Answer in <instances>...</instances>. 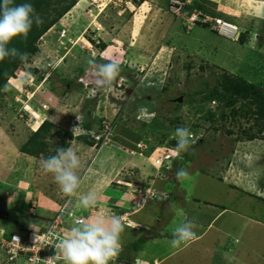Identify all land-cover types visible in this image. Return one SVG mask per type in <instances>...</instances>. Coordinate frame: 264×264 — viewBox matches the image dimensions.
Returning a JSON list of instances; mask_svg holds the SVG:
<instances>
[{
	"label": "rangeland",
	"instance_id": "rangeland-1",
	"mask_svg": "<svg viewBox=\"0 0 264 264\" xmlns=\"http://www.w3.org/2000/svg\"><path fill=\"white\" fill-rule=\"evenodd\" d=\"M70 2L0 94V194L9 203L0 232H33L30 224L43 228L62 210L69 229L76 219L115 214L126 225L122 264H264V133L254 140L243 133L258 130L256 106L246 113L244 102L229 108L207 97L225 95L222 79L231 75L259 86L264 98V0H205L213 16L242 27L229 39L198 25L187 29L171 0ZM93 56L120 63L110 89L90 82L85 69ZM44 120L76 137L70 147L81 161V183L71 197L43 172V157L21 151ZM86 123L91 134L106 135L102 146L79 139ZM178 127L193 139L187 162L173 167L163 156ZM125 131L141 139L133 143ZM152 146L164 152L161 164L152 163L159 156ZM180 168L189 178L177 179ZM92 174L105 181L82 185ZM106 188L119 190L121 200L112 191L100 199ZM89 191L98 203L84 210L79 197ZM185 220L197 224L196 240L173 248L172 230Z\"/></svg>",
	"mask_w": 264,
	"mask_h": 264
},
{
	"label": "clouds",
	"instance_id": "clouds-1",
	"mask_svg": "<svg viewBox=\"0 0 264 264\" xmlns=\"http://www.w3.org/2000/svg\"><path fill=\"white\" fill-rule=\"evenodd\" d=\"M187 9L189 10V6ZM34 23L39 26L44 21L35 13L31 3L16 4L14 0H0V61L11 57L13 59L19 58L22 63L28 62L27 53L20 52L14 47L9 48L8 45L15 37L23 36L26 38ZM230 24L234 25L233 23ZM201 27L215 31L209 26ZM219 34L226 38L229 37L225 34ZM87 65L86 74L90 82L99 90L110 89L121 70L120 63L115 59L97 62L93 56L87 60ZM23 82L27 83V80ZM3 90L9 91V84H5ZM105 138L106 135L104 134H96L95 137L97 141L103 139V144ZM174 138L177 141L176 146L166 148L168 151L172 150L171 154L168 153L169 157L164 159L166 164L174 161V165L178 161L177 159L183 156L182 152L188 151L193 133L187 127H178L175 130ZM153 152L155 154L159 152V156H155L152 162L156 163L157 158H161L163 155V151L161 148H155ZM80 166V158L71 147H57L55 155L41 161L43 172L52 174L59 190L69 197L75 195L80 186L81 178L78 174ZM162 168L163 165L160 169ZM189 175V172L184 168H180L176 173L178 180L187 179ZM97 203L98 195L95 191H89L79 197V206L84 210L96 207ZM125 226L124 218L115 214H98L78 220L68 234L58 238V242L54 244L55 256L46 260H41L37 256L35 258L36 264H41V262L42 264H54L56 260H62L63 264H110V262L122 264L123 260L119 259V254L122 251L121 234ZM30 227L36 229L34 224H30ZM196 227L197 224L193 220H185L178 224L172 230L171 247L177 248L189 241H194L196 238L194 229ZM35 239H39L38 235Z\"/></svg>",
	"mask_w": 264,
	"mask_h": 264
},
{
	"label": "trees",
	"instance_id": "trees-1",
	"mask_svg": "<svg viewBox=\"0 0 264 264\" xmlns=\"http://www.w3.org/2000/svg\"><path fill=\"white\" fill-rule=\"evenodd\" d=\"M16 4L20 3H31L35 9V13L38 14L44 21L43 24L37 26L35 23L33 24L30 32L27 37L18 36L15 37L10 44L9 48H17L20 52H24L28 54V61L31 60L32 55L38 53V50L35 46L38 38L47 32L52 25L62 17L67 11L70 10L72 3L70 0H14ZM205 0H192V3L189 6L190 11L201 10L207 14L217 15L216 11L208 8L206 6ZM260 46L263 43H259ZM25 63H22L19 58H5L3 61H0V94L3 91L5 84H8V81L11 78H15L16 72L22 67ZM224 82L226 94L219 95V92L211 91L208 94V98L218 99V101L223 102V105H226L229 108H234L237 103L244 102L249 105V109L246 111H253L252 106H256V110H254L253 114L257 115L258 122L256 126H258V130L255 134H249L248 132H243L248 140H254L260 137L264 133V98L260 95L262 94V89L256 84H249L245 81V79L240 76L232 77L231 75L224 76L222 79ZM240 111L244 112V108ZM239 112V111H237ZM211 115L213 113L211 112ZM85 130L87 133L84 137L79 139L83 140L84 143L90 147L100 146L103 143V139L97 141L95 139L96 134H91L92 125L90 123L84 124ZM125 133L137 143L141 139L140 136L133 135L131 132ZM75 136L73 132L64 130L52 122L46 120L44 121L40 127L32 133L29 137L28 141L22 146L21 151L29 155L31 157H43L46 159L49 156L55 155V149L57 147L67 148L71 146V143L75 140ZM122 138H116L115 140H119L120 143L126 144L129 146V142L121 140ZM131 140V141H132ZM119 143V142H117ZM176 139L171 141L169 144L172 147L176 146ZM136 144H130L131 147H134ZM154 146L151 147L149 151H152ZM153 148V149H152ZM183 156L179 157L175 162L177 164L179 160L181 162H187L186 158H189L191 155L190 150L186 152H182ZM174 164V165H175ZM173 165V167H174ZM123 214V212H121ZM28 231V227H25L18 231H8L3 234L5 237L10 238L13 233H21L22 235H26ZM0 235L2 233L0 232ZM122 260V259H120Z\"/></svg>",
	"mask_w": 264,
	"mask_h": 264
},
{
	"label": "built area",
	"instance_id": "built-area-1",
	"mask_svg": "<svg viewBox=\"0 0 264 264\" xmlns=\"http://www.w3.org/2000/svg\"><path fill=\"white\" fill-rule=\"evenodd\" d=\"M189 3V0H171L170 2V9L175 10L176 17L187 29L200 25L209 26L227 36H230L234 32L233 25L220 18H215L211 14H207L201 10L189 11L187 9ZM104 124L106 123L104 122ZM105 128H108L110 131L112 127L105 126ZM167 157H169L168 154L164 155V158ZM156 163L161 164L162 159L157 158ZM65 214L66 212L62 210L60 214L50 219L43 228L34 229L33 232L28 230L26 235L16 232L10 238H7L2 234L4 238L2 239L0 248V264H36L35 258L37 256L41 260L54 257V244L58 242V238L66 236L70 231ZM78 220L82 219L73 221L76 223ZM37 235L39 237L38 240L35 239ZM54 264H63V261L56 260Z\"/></svg>",
	"mask_w": 264,
	"mask_h": 264
},
{
	"label": "crops",
	"instance_id": "crops-1",
	"mask_svg": "<svg viewBox=\"0 0 264 264\" xmlns=\"http://www.w3.org/2000/svg\"><path fill=\"white\" fill-rule=\"evenodd\" d=\"M240 28V30H242V27L241 26H239V25H233V30L234 31H237V30H239V28ZM105 178L106 177H102V178H98L97 177V175L96 174H92L91 176H90V178H89V180H84L83 182H82V185H86L90 180H95V182L96 183H99L101 180H103V182L105 181ZM96 179H98V180H96ZM97 186V188L99 187L98 185H96ZM117 188V187H116ZM116 188H106L105 190H104V192L101 194V196L99 197L100 199H101V197H103V195H106V194H109L108 196L110 197H112V194L113 193H115V194H120V191L118 190L117 191V189ZM109 191H112L113 193H108ZM110 197V198H111ZM118 199V201H120L121 200V194L119 195V197L117 198ZM109 204H112V205H117V204H119L118 202H114V203H105V204H100V205H102V206H104V207H107V206H109ZM135 212V211H134ZM195 240H196V238H195ZM194 240V241H195ZM193 241V242H194ZM181 249H176V251L175 252H177V251H180ZM175 252H173V253H175ZM172 253V254H173ZM171 254V255H172ZM168 256H170V255H167V257ZM161 260H163V259H161ZM157 263V262H156Z\"/></svg>",
	"mask_w": 264,
	"mask_h": 264
},
{
	"label": "water",
	"instance_id": "water-1",
	"mask_svg": "<svg viewBox=\"0 0 264 264\" xmlns=\"http://www.w3.org/2000/svg\"><path fill=\"white\" fill-rule=\"evenodd\" d=\"M180 102L183 101V97L179 99ZM176 102V100H173ZM9 212V203H8V195L0 194V219H3Z\"/></svg>",
	"mask_w": 264,
	"mask_h": 264
},
{
	"label": "bare ground",
	"instance_id": "bare-ground-1",
	"mask_svg": "<svg viewBox=\"0 0 264 264\" xmlns=\"http://www.w3.org/2000/svg\"><path fill=\"white\" fill-rule=\"evenodd\" d=\"M233 33H234V32H233ZM233 33H232L228 38H232V35H234Z\"/></svg>",
	"mask_w": 264,
	"mask_h": 264
}]
</instances>
